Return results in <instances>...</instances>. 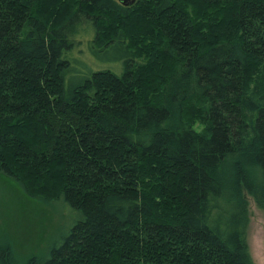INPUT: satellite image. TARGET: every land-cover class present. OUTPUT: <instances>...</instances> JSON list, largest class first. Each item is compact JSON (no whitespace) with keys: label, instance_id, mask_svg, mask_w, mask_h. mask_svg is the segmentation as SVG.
I'll return each mask as SVG.
<instances>
[{"label":"trees","instance_id":"obj_1","mask_svg":"<svg viewBox=\"0 0 264 264\" xmlns=\"http://www.w3.org/2000/svg\"><path fill=\"white\" fill-rule=\"evenodd\" d=\"M0 173L78 220L0 264H255L264 0H0Z\"/></svg>","mask_w":264,"mask_h":264},{"label":"rangeland","instance_id":"obj_2","mask_svg":"<svg viewBox=\"0 0 264 264\" xmlns=\"http://www.w3.org/2000/svg\"><path fill=\"white\" fill-rule=\"evenodd\" d=\"M78 49L83 50V44ZM89 62L85 60L87 67L99 66L112 68L118 74L122 72L113 58L99 60L91 56ZM72 66L71 78L86 72L81 62ZM249 200L247 240L255 264H264V211L256 206L252 198ZM76 221L77 214L63 201L46 202L31 197L17 181L0 173V245H10L20 262L44 256L49 247L63 241Z\"/></svg>","mask_w":264,"mask_h":264},{"label":"water","instance_id":"obj_3","mask_svg":"<svg viewBox=\"0 0 264 264\" xmlns=\"http://www.w3.org/2000/svg\"><path fill=\"white\" fill-rule=\"evenodd\" d=\"M120 1H122V3H124L125 5H129L134 3L136 0H120Z\"/></svg>","mask_w":264,"mask_h":264},{"label":"flooded vegetation","instance_id":"obj_4","mask_svg":"<svg viewBox=\"0 0 264 264\" xmlns=\"http://www.w3.org/2000/svg\"><path fill=\"white\" fill-rule=\"evenodd\" d=\"M118 2L122 3V1L118 0Z\"/></svg>","mask_w":264,"mask_h":264}]
</instances>
